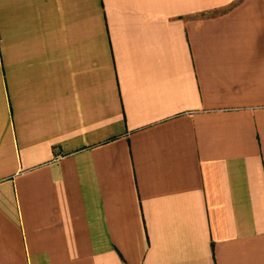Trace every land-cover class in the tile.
<instances>
[{
  "label": "crops",
  "instance_id": "1",
  "mask_svg": "<svg viewBox=\"0 0 264 264\" xmlns=\"http://www.w3.org/2000/svg\"><path fill=\"white\" fill-rule=\"evenodd\" d=\"M0 264H264V0H0Z\"/></svg>",
  "mask_w": 264,
  "mask_h": 264
}]
</instances>
